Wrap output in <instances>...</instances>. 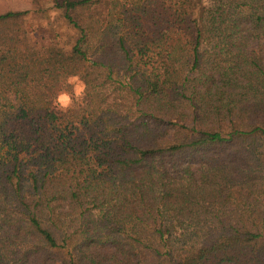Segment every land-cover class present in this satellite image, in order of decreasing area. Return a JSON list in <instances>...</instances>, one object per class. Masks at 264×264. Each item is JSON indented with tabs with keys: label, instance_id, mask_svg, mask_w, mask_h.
<instances>
[{
	"label": "trees",
	"instance_id": "16d2710c",
	"mask_svg": "<svg viewBox=\"0 0 264 264\" xmlns=\"http://www.w3.org/2000/svg\"><path fill=\"white\" fill-rule=\"evenodd\" d=\"M51 8L0 15V264H264V0Z\"/></svg>",
	"mask_w": 264,
	"mask_h": 264
},
{
	"label": "rangeland",
	"instance_id": "374dc122",
	"mask_svg": "<svg viewBox=\"0 0 264 264\" xmlns=\"http://www.w3.org/2000/svg\"><path fill=\"white\" fill-rule=\"evenodd\" d=\"M51 5L52 0H0V15L27 11L28 14L16 24L22 32H27L33 44L47 46L53 34L66 31L65 22L54 14Z\"/></svg>",
	"mask_w": 264,
	"mask_h": 264
},
{
	"label": "clouds",
	"instance_id": "9594fccd",
	"mask_svg": "<svg viewBox=\"0 0 264 264\" xmlns=\"http://www.w3.org/2000/svg\"><path fill=\"white\" fill-rule=\"evenodd\" d=\"M68 84L72 91L59 94L55 100V105L61 110H67L73 103V97L79 98L85 92V85L77 81L76 78H70Z\"/></svg>",
	"mask_w": 264,
	"mask_h": 264
}]
</instances>
